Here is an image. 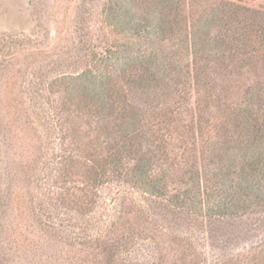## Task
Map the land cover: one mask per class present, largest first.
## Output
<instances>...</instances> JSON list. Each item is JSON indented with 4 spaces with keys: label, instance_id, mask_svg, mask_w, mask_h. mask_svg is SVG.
<instances>
[{
    "label": "rangeland",
    "instance_id": "374dc122",
    "mask_svg": "<svg viewBox=\"0 0 264 264\" xmlns=\"http://www.w3.org/2000/svg\"><path fill=\"white\" fill-rule=\"evenodd\" d=\"M228 3L264 13V0H0V264H264V210L219 215L264 86V31L237 58L212 20ZM159 15L163 40L137 38ZM129 42L152 53L144 76L120 54Z\"/></svg>",
    "mask_w": 264,
    "mask_h": 264
},
{
    "label": "trees",
    "instance_id": "16d2710c",
    "mask_svg": "<svg viewBox=\"0 0 264 264\" xmlns=\"http://www.w3.org/2000/svg\"><path fill=\"white\" fill-rule=\"evenodd\" d=\"M175 1L166 0L167 9L173 8ZM167 15H170V13H167ZM161 16H158L157 23L151 25V27L150 24H138L137 27H134L137 38H150L152 35L151 29L154 27L156 33L153 41L154 39L163 40L168 33L167 30L171 27H167L165 19ZM263 16L264 13L259 9L243 4L228 3L212 20H216V22L225 21V28L223 29L225 41L229 40V42H232L234 55L237 58H241L244 54L245 39L264 31ZM137 46L142 47V45L133 44V42L125 43L120 54L126 59L139 61L138 66L142 70L140 73L144 76V73L147 74L149 72L148 67L152 65V53H149L150 56L143 54L135 57V51L139 52L141 50ZM153 57V59H156L155 53H153ZM90 88L99 100L108 98L112 92L109 81H103L100 84L94 83V87ZM253 95L259 99V103H257L258 109L254 110L252 104H250L249 110L246 111V115L241 120L237 130V132L239 131V145L237 147L239 146L241 157L243 158V166L240 169L242 173L241 182L238 180L234 189L232 188L233 185H231L233 189L229 192L231 200L227 201L228 203L220 210L219 215H230L233 211L249 210L251 208H255L254 211L264 210V86H260ZM146 174L145 169L141 168V180L146 178ZM153 190V192H160L157 187ZM160 194L163 195L162 193ZM254 201L255 203H253ZM251 205L254 207H250ZM229 211L232 212L229 213Z\"/></svg>",
    "mask_w": 264,
    "mask_h": 264
}]
</instances>
